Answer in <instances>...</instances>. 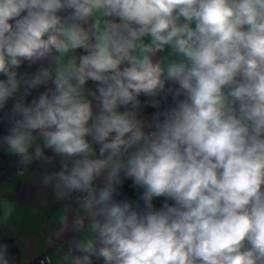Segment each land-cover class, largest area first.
<instances>
[{
    "label": "clouds",
    "instance_id": "1",
    "mask_svg": "<svg viewBox=\"0 0 264 264\" xmlns=\"http://www.w3.org/2000/svg\"><path fill=\"white\" fill-rule=\"evenodd\" d=\"M4 120L18 175L59 157L79 194L66 264H264V0H0Z\"/></svg>",
    "mask_w": 264,
    "mask_h": 264
},
{
    "label": "crops",
    "instance_id": "2",
    "mask_svg": "<svg viewBox=\"0 0 264 264\" xmlns=\"http://www.w3.org/2000/svg\"><path fill=\"white\" fill-rule=\"evenodd\" d=\"M82 52L83 50H77V54ZM37 67L39 65L31 67L25 65L20 71L35 72ZM89 86H94L91 81ZM44 90L45 88L41 87L33 92V96ZM5 147H0V153L10 154L4 152ZM48 154L45 155L53 156L52 151ZM52 161L61 164L59 157H55ZM44 163L42 161L31 163L24 168L23 175L17 174V167L12 170L8 179L0 182V204L10 202L15 208L9 220L0 223V232L8 240L12 257L16 262L30 263L44 255L52 256L53 264H66L63 258L64 253L71 247L74 240L86 238L88 225L85 221L84 230L80 232L72 229V220L82 214L73 203L74 193L67 199L57 200L52 189L42 184V177L59 170L47 168ZM61 215L68 217V227L63 235L57 237ZM67 264H70V261ZM93 264H98L95 258H93Z\"/></svg>",
    "mask_w": 264,
    "mask_h": 264
},
{
    "label": "trees",
    "instance_id": "3",
    "mask_svg": "<svg viewBox=\"0 0 264 264\" xmlns=\"http://www.w3.org/2000/svg\"><path fill=\"white\" fill-rule=\"evenodd\" d=\"M32 96H33V93H32ZM32 96L29 97V100H31ZM140 99L143 100L144 97L141 96ZM10 108H11V102L6 106L5 111L9 110ZM146 111L151 113L153 111V109L148 108V109H146ZM7 128H8V122H6V121L0 122V136H3V135L6 134ZM44 151H45V154H48V153L51 152L50 149H45ZM0 158L10 162L11 165H12V170H14L15 168L18 167V164H17L18 157H16L15 155H13V154H3V153L1 154L0 153ZM41 161L43 163L45 162L43 160H41ZM34 162H36V161H34ZM44 165H46L47 168L49 167V168L54 169V170H60V168H61V164L60 163L58 164V163H56V162H54L52 160H51V162H45ZM123 192L125 194H127L128 196H131L133 199H136V197L138 195V192L132 187L131 180H125L124 185H123ZM161 203H162V200L154 201V204L157 207H159L161 205ZM10 255L12 256V251L11 250H10ZM98 264H102V262L98 261Z\"/></svg>",
    "mask_w": 264,
    "mask_h": 264
},
{
    "label": "built area",
    "instance_id": "4",
    "mask_svg": "<svg viewBox=\"0 0 264 264\" xmlns=\"http://www.w3.org/2000/svg\"><path fill=\"white\" fill-rule=\"evenodd\" d=\"M8 110H6L5 112H7ZM7 122V120H4ZM12 171V165L10 162L3 160L0 158V182L5 181L6 179H8V177L10 176V173ZM78 199H79V194L78 193H74L73 195V203L74 205L80 209L79 204H78ZM0 243H7L8 244V240L6 239V237L0 232ZM9 245V244H8ZM9 252H10V246H9ZM47 257L42 255L36 259H34L32 262L30 263H19L14 261V264H48L47 262Z\"/></svg>",
    "mask_w": 264,
    "mask_h": 264
},
{
    "label": "rangeland",
    "instance_id": "5",
    "mask_svg": "<svg viewBox=\"0 0 264 264\" xmlns=\"http://www.w3.org/2000/svg\"><path fill=\"white\" fill-rule=\"evenodd\" d=\"M4 152H5V153H9V152H7V150H6V147L4 148Z\"/></svg>",
    "mask_w": 264,
    "mask_h": 264
}]
</instances>
